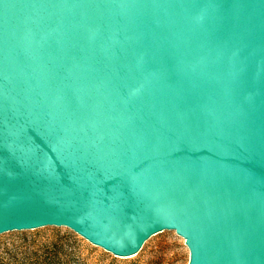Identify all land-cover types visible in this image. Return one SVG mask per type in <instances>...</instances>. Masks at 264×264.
<instances>
[{
  "label": "water",
  "instance_id": "95a60500",
  "mask_svg": "<svg viewBox=\"0 0 264 264\" xmlns=\"http://www.w3.org/2000/svg\"><path fill=\"white\" fill-rule=\"evenodd\" d=\"M264 264V0H0V234Z\"/></svg>",
  "mask_w": 264,
  "mask_h": 264
},
{
  "label": "rangeland",
  "instance_id": "374dc122",
  "mask_svg": "<svg viewBox=\"0 0 264 264\" xmlns=\"http://www.w3.org/2000/svg\"><path fill=\"white\" fill-rule=\"evenodd\" d=\"M60 234H74L81 241L64 243L65 248L71 251L68 264H188L189 261L184 239L173 230L150 237L136 255L118 257L91 244L67 227L45 226L0 234V250L7 251L3 253L5 257L0 264H26L35 258L33 251L40 248L42 253ZM61 260L66 258L62 256Z\"/></svg>",
  "mask_w": 264,
  "mask_h": 264
},
{
  "label": "trees",
  "instance_id": "16d2710c",
  "mask_svg": "<svg viewBox=\"0 0 264 264\" xmlns=\"http://www.w3.org/2000/svg\"><path fill=\"white\" fill-rule=\"evenodd\" d=\"M74 234H60L56 236V240H53L50 242V245L47 246L42 253L41 249H37L33 251L34 254V259L30 262H26V264H68L69 263V258L71 255V251H69L67 248H65L64 243H69V242H81L79 239L73 236ZM7 251H1L0 250V261L2 258L5 256L3 253ZM13 253V252H12ZM40 253V255L38 254ZM15 256V253L12 254V256ZM11 256V255H10ZM66 258V260L62 261L61 257ZM3 261V260H2Z\"/></svg>",
  "mask_w": 264,
  "mask_h": 264
}]
</instances>
